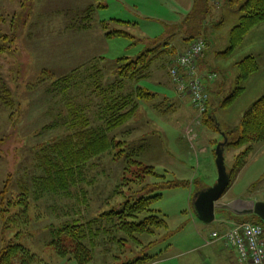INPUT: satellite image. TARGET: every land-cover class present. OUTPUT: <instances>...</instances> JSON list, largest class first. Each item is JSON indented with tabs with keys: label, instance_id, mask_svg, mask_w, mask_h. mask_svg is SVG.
Returning <instances> with one entry per match:
<instances>
[{
	"label": "rangeland",
	"instance_id": "374dc122",
	"mask_svg": "<svg viewBox=\"0 0 264 264\" xmlns=\"http://www.w3.org/2000/svg\"><path fill=\"white\" fill-rule=\"evenodd\" d=\"M63 2L0 0V76L10 89V98L14 104L10 108L0 100V192L8 180L14 192L21 191L23 187H27L30 192L29 197L25 198L27 210L20 212L14 208L7 215L8 228L0 214V252L11 245L23 246L36 256L34 264H77L57 255L56 249L50 245V228L81 215H84V221H88L110 197L122 169L112 165L108 156H103L93 161L95 166L90 167L88 180L83 185L84 191L80 193V189L72 190L69 193L71 197L62 194L63 197L38 187L36 180L43 175L37 160L39 147L67 134V126L62 120L67 112V101L85 105L87 100L90 103L92 96L91 91L85 89L89 84L87 80L81 89H70L67 96L57 92V89L51 93L53 83L66 75L86 73L93 64L104 69L106 79L111 81L115 77L119 58L138 55L146 47V43L137 40L138 31L114 21L115 18L126 19L127 14L131 16L129 19L134 18L130 11L125 8L124 11L121 10L120 2L75 0V3L66 2L65 5ZM221 2L222 0H214L212 4L213 14L208 21L212 23L215 16L218 19L219 13L222 25H212L215 28L211 33L213 37L208 36V40L206 37L209 49L203 60V69L206 71L207 65L208 68H215L218 64L227 69L229 73L224 77L225 85L232 96L238 85L236 80L235 87L231 90L229 88L235 76L233 69L228 68L230 60L224 53L229 48L230 31L239 23L242 14L238 9L230 7L220 10L218 6H221ZM90 5L95 10L88 13L90 17L84 19ZM146 12L152 18L171 22L168 11L159 9ZM99 20L107 21L108 31L123 30L132 35L133 39H108ZM136 20L141 28L150 25L152 29H159V26L145 17ZM84 25H87L88 31L80 32ZM250 39L264 40V24L253 30ZM252 53L261 65V72L251 80L253 86L262 90L261 95L253 101L256 102L264 95V46L259 44ZM167 69L154 67L149 79L153 81L140 83V86L159 95L156 102L158 104L165 98L163 92L167 91L164 85L159 84H167ZM77 79L80 80L79 76L75 78V83H78ZM175 94L178 97L176 92ZM96 102H99L98 99ZM253 102L239 106L235 104V100L232 108L221 110L220 117L223 119H218L221 131L225 133L224 130H229L231 126L238 127ZM187 103L180 110L173 108L167 115L154 110L155 103L142 104L135 119L127 125L129 128L135 127L134 133L132 131L130 134L131 138L145 140L144 151L139 157L142 163L155 167L160 174H167L170 181L188 184L165 190L162 199L153 206L167 221L172 236L151 248L129 243L123 251L118 244L102 237L94 250V260L89 264H130L131 260L146 256L154 257L155 261L150 264H225L222 259L215 257L214 252H211L212 258L207 261V249L200 248V239H207L217 226L201 222L194 213L192 201L198 186L211 188L215 185L218 177L216 150L219 145L216 143L224 142L225 138L207 129L202 123L203 117L200 118V124L189 125L188 116L192 113L195 120L196 113ZM92 122L96 127L101 124L100 121ZM241 151L242 149L225 148L228 168L234 165ZM244 173L240 182L229 187L221 201L230 202L250 196L264 200V143L255 146ZM250 180H255L257 186L248 191ZM253 190L255 191L252 192ZM16 195H9V199ZM1 200L0 196V211ZM140 239L149 243V238Z\"/></svg>",
	"mask_w": 264,
	"mask_h": 264
},
{
	"label": "trees",
	"instance_id": "16d2710c",
	"mask_svg": "<svg viewBox=\"0 0 264 264\" xmlns=\"http://www.w3.org/2000/svg\"><path fill=\"white\" fill-rule=\"evenodd\" d=\"M213 2L214 0H196L193 12L181 25L167 27L164 36L149 42L137 39L146 43L145 49L138 55L119 58L115 77L111 81L106 79L104 69L93 64L91 70L86 73L66 75L53 83L51 93L58 90L57 92L67 96L70 89H81L87 80L89 84L85 89H89L94 98L90 97L92 105L88 100L85 105L66 102L67 112L62 120L67 126V134L40 146L37 153L38 166L43 170V175L36 180L38 187L47 192L71 197L69 193L72 190L80 189L79 193L84 191L83 185L88 180L90 167L95 166L93 161L108 156L112 165L122 168L110 197L100 207L101 210L95 212L88 221H84V215H81L50 228V245L56 249L61 259L77 264L91 263L98 240L102 237L115 242L123 251L129 243L151 248L172 236L167 221L153 206L162 199L165 190L188 184L170 181L166 177L167 174H160L155 167L142 163L139 157L144 151L145 140L131 138L130 134L132 131L134 133L135 127L129 128L127 125L135 119L142 104L155 103L154 110L162 115H167L173 110V106L168 104L166 99L156 103L159 95L140 86V83L151 78L155 63L168 69L173 64L180 51L171 47V43L179 32L185 33L189 44L196 39L204 40L207 49V26L221 24L220 18H213L212 23L208 21L213 14ZM220 5V10L230 7L238 9L242 14L239 23L230 31L229 51H234L244 42L251 30L264 22V0H222ZM93 10L95 8L91 5L86 10L87 17L84 19L90 17L88 13ZM114 21L121 23L119 20ZM100 24L107 38L133 39L132 35L123 30L108 31L107 21ZM86 28L87 25L81 27ZM238 66L241 71L240 79L248 78L259 70L258 62L253 57L243 59ZM78 76L80 80L77 79L78 83H75L74 80ZM239 91L240 89L227 99L229 104L238 96ZM10 97L11 91L0 76V100L12 108L14 104ZM96 99L99 102H96ZM225 106H228V103ZM90 110L92 111L89 112ZM92 120L100 121L101 124L96 127ZM202 123L212 132L224 134L228 140L227 148L242 149L230 170L233 183L236 175L254 153L255 146L264 143V95L249 107L240 125L229 132L221 131L218 119L209 111V107L203 115ZM8 181L0 192L1 216L6 228L7 215L12 209H18L20 212L27 210L25 198H28L30 193L27 187L14 192ZM203 190V187L198 186L196 193ZM14 193L17 195L9 199V195ZM225 212L237 223L251 222L264 228V222L255 215L242 218L225 210L218 211L219 214ZM140 237L149 238V243H144ZM36 259L29 250L19 245L8 246L0 252V264H34ZM153 261L154 257L146 256L133 259L130 264H150Z\"/></svg>",
	"mask_w": 264,
	"mask_h": 264
},
{
	"label": "crops",
	"instance_id": "0c3cea01",
	"mask_svg": "<svg viewBox=\"0 0 264 264\" xmlns=\"http://www.w3.org/2000/svg\"><path fill=\"white\" fill-rule=\"evenodd\" d=\"M60 1H62V0H60ZM63 1L64 2L62 4H64V5L66 2H69V3L74 2L75 3V0H63ZM114 1L120 2L121 6H122V9H121L122 11H124L126 9L127 11H130L132 13V16L134 15L133 16L134 18H132V19H129L131 17V16H129V14L126 15V19L123 18L124 20H120L118 18H115V20L121 21V23H118V24H122L125 27L134 28L135 31H138L137 38L140 40H143L145 42H149L151 40H154L156 38L164 36L165 30L169 26L181 25L184 22V20L193 12V10L195 8V4H196V0H114ZM77 3H79V2H77ZM159 9L164 10L166 12L168 11V14L171 17V19H170L171 22H166V21H168L167 19L162 20V19L152 18V17L148 16L149 14H147V12H146V11H148V12L159 11ZM143 17H145L149 21H152L154 24H156V26H159V29L157 27H154L152 29L150 25H148L147 27L141 28L140 25L138 24V20H136V18L143 19ZM216 17L217 16H215V18ZM218 18H220L219 13H218ZM112 20H114V19H112ZM98 22L102 23L103 21L99 20ZM123 22H125V23H123ZM262 24H264V22ZM262 24H260V25H262ZM219 27H221V24ZM87 29L88 28L83 29V30L81 29L79 31L80 32L81 31H88ZM207 29L209 31V33H208L209 38H212L213 36H211V33L215 30V28H212V26H207ZM253 30H251V32L246 36L244 42L238 48H236L234 51H229V49H230V41H229V48L226 51V53H224V55L227 57V59L230 60L228 63V68L233 69V73H234L233 76H235L233 82H231L229 84V88H230V90L233 89L236 85L235 81L237 80L238 86H237V89L235 91L240 89L238 96L234 99V101L230 102V104L227 101V99L230 98L231 96L227 92L228 86L225 85V79H224V77L227 76V73H229L227 71V69L222 68L218 64V66L215 68H208V65H207V70L205 71L203 69L204 68L203 60H204V57L206 55V52L202 56V58L199 60V71H200V74L203 78L204 83L207 85V90H208V93L210 95L209 111L211 113H213L217 117V119H223L222 117H220V115H221L220 111L223 109L228 110V109L232 108L234 106L233 102H235V100H236L235 104H238L239 106H245V105H250L257 97H259L261 95L262 90H260V87L253 86V83L251 81L253 76H255V74H259L261 72V65H260L259 61L257 60V58L252 53V50L256 49L259 46V44L264 46V40L263 41H261V40L255 41L253 39H250V34L253 32ZM213 34L215 35V32ZM178 36H180V37L178 38ZM108 39H110V38H108ZM186 40H187V36L185 35V33L179 32V34H177L175 36V38H173V41L171 43V47H173L177 51L181 52V50L183 51L189 45V42ZM208 49H209V44L207 41L206 51H208ZM247 57H253L256 59V61L258 62V65H259V70L256 73L252 74L248 78L240 79L241 71H240V68L238 66V63ZM154 67L155 68L156 67L161 68L162 66L161 65L158 66L155 63ZM154 67H153V69H154ZM162 68H164V67H162ZM210 75L216 76L213 79V81H210V79H209ZM170 80H171V78L169 76L167 84H162L159 82L160 85H164L165 88L167 89L166 92H163V94L165 96L164 99L167 100V103L174 106L173 107L174 109L177 107V109H179V110L182 109V107L186 106L187 102L191 105L189 98L187 100H185V99L180 100L176 96L173 85L170 82ZM147 81H153V80H147ZM167 92L171 93V95H169ZM227 103H228V106H225ZM191 107H192V105H191ZM195 113H196V115L194 117L196 120L198 117V113L196 111H195ZM192 115L193 114L191 113L187 118L189 125L195 123V120L193 119ZM235 127L236 126H234V127L231 126L228 128L229 130H224V132H228V131H230V129H233ZM199 133H200V131H199ZM217 134L219 137L224 138L223 134H221V133H217ZM218 143H220V142H217L216 144L218 145ZM225 160H226V158H225ZM232 167L231 168L227 167L229 174H230V170L232 169ZM246 168H247V164L236 175V177H235L233 183H231L230 187L231 186L233 187L238 182H240V180L243 178V175L245 174L244 172H245ZM217 179H218V177H217ZM254 181L255 180L249 181L248 191L252 190L253 186H257V184ZM203 188H204V190L207 189L205 187H203ZM256 189H257V187H255V190ZM255 190H253L252 192H254ZM195 195H196V193H195ZM195 195L193 196L192 201H194ZM242 199L253 200V201H257V202H264V200L256 198L255 196H250V197L242 198ZM194 213H195V211H194ZM0 214H1V211H0ZM1 218H2V216H1ZM236 222L237 221L232 219L228 214H226V213L219 214L217 211L216 220L213 223H211L212 225H216L217 227H216V229H214L212 231V233L213 232L224 233V232L228 231L232 227V225ZM209 237L210 236H208L207 239H202V240L200 239V243H202L200 248L201 249H207V261H208V259L212 258L211 252H214L216 254L215 257L222 259L223 263H225V264H239L237 253L234 249L225 247V245L221 242L211 243L208 241Z\"/></svg>",
	"mask_w": 264,
	"mask_h": 264
},
{
	"label": "built area",
	"instance_id": "2783aa9c",
	"mask_svg": "<svg viewBox=\"0 0 264 264\" xmlns=\"http://www.w3.org/2000/svg\"><path fill=\"white\" fill-rule=\"evenodd\" d=\"M205 50V41L196 39L178 53L169 68V76L179 99L189 98L198 113L197 124H200V118L207 112L210 103L207 85L199 71V60ZM215 77L210 75V81ZM208 241L221 242L225 247L234 249L239 264H264V228L261 225L236 222L224 233H211Z\"/></svg>",
	"mask_w": 264,
	"mask_h": 264
},
{
	"label": "water",
	"instance_id": "95a60500",
	"mask_svg": "<svg viewBox=\"0 0 264 264\" xmlns=\"http://www.w3.org/2000/svg\"><path fill=\"white\" fill-rule=\"evenodd\" d=\"M224 138V142L219 143L216 150L218 179L213 187L196 193L193 201L195 214L201 222L206 224H211L216 220L217 211L219 210L228 211L237 217L255 215L264 222L263 202L242 199L230 202L221 201L231 185V178L226 166L224 155L228 140L226 137Z\"/></svg>",
	"mask_w": 264,
	"mask_h": 264
}]
</instances>
